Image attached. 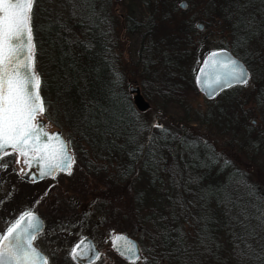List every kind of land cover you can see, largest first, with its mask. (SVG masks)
<instances>
[{
    "label": "trees",
    "instance_id": "16d2710c",
    "mask_svg": "<svg viewBox=\"0 0 264 264\" xmlns=\"http://www.w3.org/2000/svg\"><path fill=\"white\" fill-rule=\"evenodd\" d=\"M177 1H171V11L165 17L178 13ZM199 1L208 5V11L201 9L195 17L204 26L203 31L190 22L170 34V40L181 43L174 57L164 62L166 77L169 75L168 82L174 83L171 79L178 70L198 69L211 50L205 37L211 29H220L223 38L213 49L228 50L242 61L253 85L242 100L236 92L244 86L219 96L231 95L217 115L220 119V114L228 116L226 110L234 114L233 137L237 138L239 129L246 126L249 111L245 107L253 103L264 109V0ZM107 2L83 0L81 6H74L78 8L74 12L43 19L40 16L42 22L32 25L35 71L42 80L40 95L45 108L55 106L81 141H89L99 152L122 159L118 184L123 183L128 192L138 180L139 170L148 176L149 186L158 194H162V181L169 177L164 202H159L158 197L152 205L146 204L147 187L135 192L137 211L127 203L128 219L138 224L154 251L151 257L144 251L149 256L146 264L152 258L167 264H195L197 255V263L213 260L223 264H264V170L255 165L258 156H264V138L255 136L256 129L249 127L241 145L229 156L232 141L218 148L207 133L200 137L180 131L179 136H167V130L152 129L149 119L136 112L123 88L125 76L116 67L113 15L104 5ZM188 3L191 8L192 2ZM159 10L162 11L158 7L151 10L149 20ZM131 19L128 30H137ZM146 50L152 54L151 47ZM147 65L145 62L144 68ZM146 69L143 74L154 86L157 81L148 76ZM162 87L156 84L153 93L165 96L175 92L172 85L168 90ZM210 121L209 116L194 120L204 127L210 126ZM218 121L212 120V126ZM176 154L181 156L176 158ZM240 154L250 163H244ZM172 193L176 195L172 197Z\"/></svg>",
    "mask_w": 264,
    "mask_h": 264
},
{
    "label": "rangeland",
    "instance_id": "374dc122",
    "mask_svg": "<svg viewBox=\"0 0 264 264\" xmlns=\"http://www.w3.org/2000/svg\"><path fill=\"white\" fill-rule=\"evenodd\" d=\"M171 1L173 0H167L166 2L163 0H108L106 4L103 3L106 9L108 8L113 15V22L111 24L112 37L115 43L113 49L117 56L116 67L125 76V78H122L124 79L123 88L130 97L131 102L132 95L129 93L130 88L139 89L145 102L149 104V108L143 113L134 108L139 115L146 116V119H149L152 129L155 128L153 125H160L161 127L156 128L167 130V136L170 133L179 136L180 131L185 132V134L186 132L194 135L198 134V136L207 133V135L211 136V143L215 144L214 146L218 148L225 147L228 145L227 142L231 143L232 141V144H230L231 148H229V156H231L232 153L236 152V149L239 147L238 145H241L247 132L250 131L251 128L249 127L256 129L255 136L264 138V109L257 108L253 103H249L245 107L249 111L246 114V126L239 129L238 136L235 138L233 137L235 126L234 114H229V111L226 110L228 116L220 114V119L217 115V111L222 109L225 99L230 98L231 95H222L213 100L204 99L195 87V75L198 69L193 70V68H190L189 71L185 69L186 74L183 69L178 70V74L171 79L175 82H168L169 75L167 79L165 72L166 63L174 57V53L178 50L181 43V41L170 40V34L177 33V28L180 27L182 29L181 26H184V24L187 26L190 22L191 24L202 25L200 20L195 17H197L196 15H200L201 11L199 10L201 9L208 11V5L201 3L199 0H190L192 2L191 8L189 7V0H178L176 2L178 8L176 13H178H169L165 17V14L168 13L167 11H171ZM181 1L187 3L185 9L179 7ZM82 3L83 0H73L72 3L69 0H35L32 25L34 23L40 24L42 22L41 18L43 19L47 16H60L61 13L65 16L67 11L74 12V8L78 9L74 6H81ZM156 7L161 8L162 11L159 10L157 12L159 14H156L153 19L150 18L149 20L151 10ZM129 19L136 22L137 30H128L127 24ZM192 19L194 20L192 21ZM202 31L203 29L199 30V32ZM209 33L211 34L206 36L205 40L208 39L209 48L211 49L209 52H211L216 50L213 48H215L214 46L217 45L219 40H222L223 35L218 28L211 29ZM192 41H195L194 37ZM147 46L151 47L152 54L146 50ZM145 62L149 63L147 69L144 68ZM169 68H171L170 64H168L167 69ZM143 69L147 70L148 76L157 81L156 84L159 83L166 90L170 89L172 85L175 87V92L172 95L165 93V96H159L158 93L154 94L153 87L156 84L154 86L150 84L146 75L143 74ZM181 74L185 76L181 77ZM252 88L253 85L250 80L248 85L244 86V89L236 92L237 98L240 100L244 99ZM197 112L199 115H197ZM236 115L240 117V114L237 113ZM204 116H209L211 119L208 122V124H211L210 126L204 127L200 123L194 122V120L203 118ZM217 119L220 121L212 126V120ZM37 120L43 121L46 129L49 131L59 130L60 134L63 135L62 137L67 141L69 153L75 160L72 174L58 177L53 182L37 186L36 189L31 185H23L21 178L12 180L11 201L16 207L29 203L28 208L30 210L36 208L41 213L54 206L57 210L64 211L66 208L65 202L74 203L72 220L79 221L78 219H85L99 222V228L93 229L92 225L90 229L94 232V237L102 252L110 251V243L114 234H125L137 242L144 260L134 263H128L124 260L121 263L116 260L117 264H146V259L149 256L151 257V253L153 255L154 251H152L146 238L141 235L138 224L128 219V215L126 214V210L128 211L127 203H131L132 206L130 208L137 211V200L135 199L137 193L135 194V192L145 190L147 187H149V196L146 199V204L152 205L158 197L160 198L159 202H164L166 199L165 193L170 186L169 177L162 181V194H158L155 189H151L149 186L148 176H145L144 173L141 174L142 171L140 172L139 170L137 173L138 180L135 182L133 189H130L128 192V189L124 188L123 183L120 182L118 184L117 174L123 170L121 158L105 152H99L92 147L89 141H81L78 134L72 130L73 128L69 122L62 120L61 116L58 115L55 106L52 108L47 105L44 114L38 116ZM220 122L225 124L222 125ZM177 154L176 158L181 156ZM240 155V159L244 163H250L248 158L242 154ZM16 159L19 161L16 162V165L18 167V175H20L22 172L20 158L16 157ZM168 161H170L169 158ZM255 165L259 169L264 170V156L259 155ZM176 193H172V197ZM23 195L24 199L21 202L20 196ZM19 214L18 209L15 208L14 213L8 215V218L11 217L7 222H3L0 219V232L5 230L9 224L11 225L14 222V217ZM83 235L85 236V234L81 233L73 241V244H76ZM66 245V248L72 246L69 242ZM145 250L146 252L148 251L149 256L145 254ZM195 258V264H223L211 259L212 262L205 260V263H197L200 257L197 255ZM147 264L167 263L162 262L159 258H152Z\"/></svg>",
    "mask_w": 264,
    "mask_h": 264
},
{
    "label": "snow or ice",
    "instance_id": "6c2138e0",
    "mask_svg": "<svg viewBox=\"0 0 264 264\" xmlns=\"http://www.w3.org/2000/svg\"><path fill=\"white\" fill-rule=\"evenodd\" d=\"M34 3L35 0H0V159L16 153L29 164L31 158L39 163L42 177L55 179L58 172L71 175L75 160L59 135L45 132L37 120L45 112V103L40 95L42 80L35 71ZM249 81L248 70L221 52L205 57L197 77L198 85L210 83L213 92L233 85L246 86ZM38 232L36 216L31 212L21 214L0 235V264H48L34 246ZM121 240L123 243L117 242ZM84 243L81 240L73 247L74 260L87 258V253L80 251ZM113 247L127 260L141 258L137 246L123 237L114 240ZM93 258L98 256L94 254Z\"/></svg>",
    "mask_w": 264,
    "mask_h": 264
},
{
    "label": "flooded vegetation",
    "instance_id": "af4514ba",
    "mask_svg": "<svg viewBox=\"0 0 264 264\" xmlns=\"http://www.w3.org/2000/svg\"><path fill=\"white\" fill-rule=\"evenodd\" d=\"M65 142L67 144L66 140ZM67 149L69 151L68 144ZM7 151L11 153V150ZM16 157L20 158V168L22 170L20 175H18L19 173L17 171L18 167L16 165ZM26 172L27 164L24 163V158L20 157L18 154L11 153L10 155L4 156L2 159H0V219L3 222H7L11 217L10 216L8 218V215L10 213H14L15 208L18 209L20 214L14 217V222L21 214L25 212H31L32 214L36 215L41 220V230L36 236L34 246L43 255V257L48 260V264H78L73 260L71 251L74 246L84 239L90 240V242L98 250V258L91 262V264H117L116 260L120 261L121 263L123 262L122 257L116 253L112 246L113 239L117 234H114L111 240L110 251L102 252L98 247L97 241L94 237V232L92 229H90L92 225L93 229L99 228V222L85 219H78L79 221L72 220L71 216L73 214V207H75L74 203L65 202L64 205L66 208L64 211H59L54 206L43 211L42 213L36 208H32V210H30L28 208L29 203L26 204L23 202L24 205L21 204L16 207L10 198L12 194V180L21 178L23 185H31L36 189L37 186L46 185L49 182L55 181L58 177H64L67 175L66 173L58 172L55 176V179L49 177L39 181H28L23 178ZM23 197L24 195L20 196L21 202L24 199ZM9 226L11 225L9 224L7 227ZM6 229L2 230L0 235H3ZM81 233L85 234V236L83 235L81 238H79L76 244H73V241L79 237ZM68 242L71 243L72 246L66 248V244Z\"/></svg>",
    "mask_w": 264,
    "mask_h": 264
},
{
    "label": "water",
    "instance_id": "95a60500",
    "mask_svg": "<svg viewBox=\"0 0 264 264\" xmlns=\"http://www.w3.org/2000/svg\"><path fill=\"white\" fill-rule=\"evenodd\" d=\"M115 1H119V0H115ZM181 5H187V3L185 1H181L179 3V7L181 9H185L186 7L182 8ZM197 29L198 30H202L203 29V26L201 24H198L197 25ZM212 52H221L225 57H229L233 60H236L238 61L241 65H243L245 68L246 66L244 65V63L242 61H240L238 58H236L235 56H233L228 50H225V49H218V50H214ZM212 52H209L205 57H207L210 53ZM204 57V59H205ZM204 59L202 60L199 68H198V71L196 73V76H195V86L197 88V90L199 91V93L206 99V100H213L214 98H216L219 94H221L222 92L224 91H227L229 89H231L232 87H236V86H244V85H233L232 87H225L223 90H219L217 89L215 92H213V86H211V84L209 83V85H204L203 83L201 85H198L197 84V77L200 75V69L203 67V63H204ZM247 69V68H246ZM248 70V69H247ZM249 72V71H248ZM250 74V73H249ZM129 93L132 95V102H133V105L134 107L136 108V110H138L139 112L143 113L145 111L148 110L149 108V104L145 102L144 98L142 97V95L140 94V91L138 88H130L129 90ZM209 93H211V98H209ZM38 122L40 124L43 125V130L45 132H47L45 130V123L43 121H40L38 120ZM48 134H58L60 139L66 144L64 138L62 137V135L60 134V132H47ZM45 140L47 139V137L44 138ZM10 150V149H9ZM40 172H41V168H40V165L37 161L35 160H32L30 158V163L27 164V172L25 173L24 175V179L25 180H33V181H39V180H42V179H45V178H49L48 176H44L42 177L40 175ZM34 215V214H33ZM36 216V215H35ZM38 222H39V231L41 230V220L36 216ZM118 237H123L124 240H127L128 242H131L132 244H135L137 246V248L139 249V256L141 257L139 260H135V261H130V260H127L125 259L124 257H122L119 253V251L117 249H114L116 251L117 254H119L122 259L128 263H134L136 261H143L144 260V256L142 255L141 253V250L139 248V245L137 244V242L135 240H133L132 238L128 237L127 235L125 234H117L113 241L114 240H117ZM84 245L81 246V249L80 251H84L87 253V258L85 259H80V258H77V259H73L76 263L78 264H89V259H91V262H93L96 258H93L94 257V254L96 256H98V250L94 247V245L90 242V240L88 239H84ZM118 243H123V241H117ZM112 246H113V242H112ZM114 248V247H113ZM37 249V248H36ZM42 255V254H41ZM43 256V255H42Z\"/></svg>",
    "mask_w": 264,
    "mask_h": 264
}]
</instances>
